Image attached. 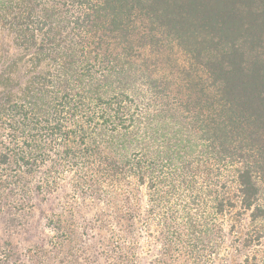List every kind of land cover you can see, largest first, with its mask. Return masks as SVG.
<instances>
[{
	"label": "trees",
	"instance_id": "trees-1",
	"mask_svg": "<svg viewBox=\"0 0 264 264\" xmlns=\"http://www.w3.org/2000/svg\"><path fill=\"white\" fill-rule=\"evenodd\" d=\"M0 27V200L67 189L47 227L107 264H264V0H0Z\"/></svg>",
	"mask_w": 264,
	"mask_h": 264
},
{
	"label": "rangeland",
	"instance_id": "rangeland-1",
	"mask_svg": "<svg viewBox=\"0 0 264 264\" xmlns=\"http://www.w3.org/2000/svg\"><path fill=\"white\" fill-rule=\"evenodd\" d=\"M261 40L264 44V36ZM240 41L245 47L251 48L244 38ZM17 51L11 35L0 27V61ZM11 200L13 197L0 200V246L9 252L13 264H107L103 255L95 251L99 245L97 240H102L104 232L98 233V239L84 237L80 241L61 244L47 227V218L60 211V204L68 200L67 189L58 190L46 200L33 198V206L21 211L9 204ZM92 212L90 207L79 213L89 218ZM240 252L233 251L229 257L228 253L221 250L220 258L214 264H242L244 252ZM155 254V247L150 253L141 247L135 264H148Z\"/></svg>",
	"mask_w": 264,
	"mask_h": 264
}]
</instances>
